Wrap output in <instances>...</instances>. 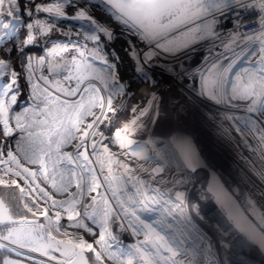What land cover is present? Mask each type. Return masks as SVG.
Returning a JSON list of instances; mask_svg holds the SVG:
<instances>
[{"label": "rangeland", "instance_id": "obj_1", "mask_svg": "<svg viewBox=\"0 0 264 264\" xmlns=\"http://www.w3.org/2000/svg\"><path fill=\"white\" fill-rule=\"evenodd\" d=\"M42 1L44 2H41L40 0H31L30 4V0H18V2H21L24 5L26 10L28 8H32L34 11L35 8L32 7V4L41 5L42 3L43 7L48 2V0ZM245 2L250 3L253 2V0H245ZM73 4L77 7L69 8L67 5L65 6V11L68 12L69 15H74L77 11L81 10L79 6H83V8L86 9L90 15L93 16L94 14V17L112 32L113 38L110 40L101 33H98V35H101V39L97 42L99 48L96 46L97 44H94L97 49L102 51V55L105 57L104 60L106 63H101L91 56L92 53L89 51L91 49L89 48L90 46H87L86 48L81 47V45L86 44H84L83 41L81 43L78 39L80 38V34L82 39H87L84 37L83 32L79 28V22L57 19L55 24L59 23L62 24V26L65 25L68 30L74 32L72 36L65 40H46L47 42L43 43V48L41 50L27 47V49L22 51L20 54L22 67L17 69L15 68V65H9L8 69L11 71L6 69L4 75L0 76V84H3L6 81H11V72L15 71L17 73L19 92L17 94L16 103L12 104L9 109V117L11 118L16 115H21L22 118H30L32 116L34 106L39 105L40 101L37 100L32 93L25 96L23 94L25 89L31 91L30 88H32V84H36L38 89L41 87L45 89L46 87L48 91L60 96L62 93L56 92V89L52 86V81L58 80L60 82V86L63 88L75 87V77L84 72L83 68V70L80 71L81 67L79 68L76 66V62L78 61L79 62L77 64H83L84 68L85 65L90 64L91 68L88 69V72L92 75L97 73L102 76H107L109 74L115 75L117 78L116 82L124 85L122 92H116L115 89H112L110 93L108 90L103 88V85L99 80L91 79V77L81 85V88H83L89 82L94 83L97 87L101 88L99 95L103 96L104 99H108L109 95H111L112 104H117L118 102L122 104V109L117 107L118 110H116V108H114L115 111L110 115L108 110L104 109L102 115H99L102 122H99L96 126H94V132L96 134L92 135V137L91 135H88L84 140V143L87 145L89 159L92 161L90 167L95 170V175L100 186L92 193L88 191V188H83L84 191L86 190L85 192L89 197V201H86L83 204L89 203V212L92 208L99 211L100 209L106 207L103 203V199L107 198L109 205H111L113 209V214L110 215L108 219V231L116 236L122 242V245H131L137 241H142L144 239L143 235L137 236L133 233L132 229L129 227L128 219L124 217L123 213L119 212V209L116 206V201L112 198V192L109 189L108 184H106L103 179L105 176H108L112 183V188L117 189L118 194L119 190L122 188L129 189V194L134 192L135 189L128 183H134V181L137 180L135 179L137 176L133 173L136 172V170L130 164L124 165L126 167L123 169L118 163V153L122 152L123 149L128 150L131 153L128 157L137 159L135 155L137 151L135 150H139L142 153V160H138L143 161L146 168L153 172L152 174H149L150 177L147 175L148 177L143 179L148 188L156 189L161 193H165L166 195L163 198L172 201V206L178 205L182 207V205H193L194 202H197L194 207L197 205L199 207L197 206L195 211L197 213L198 211L200 213L202 212V218L198 215L196 217L195 215H191L193 218L190 216V219H194L196 222H193L196 224L189 223L190 219L185 213L180 214L176 211V215L173 211L169 210L168 206L163 202L158 204L153 203L155 204V207L151 212L153 218L167 219V221L175 228L185 227L183 224L178 222L179 219L183 222L188 219L186 223L192 227L187 228L191 230L193 238L199 240L201 236L204 237L203 240H200V244L201 247L205 249L207 255L204 258H198L197 264H255V262L252 261L253 258L250 256L249 252L247 253L248 250L243 245L241 246L238 244L237 238L239 236L237 235L238 237H234L232 235L234 232L226 229L228 228L226 223H224L219 216L217 218L215 210L208 205L205 200L204 193L195 183L196 181L190 177L188 172L189 167L183 165L184 163L181 160H183V158L184 160L187 159L179 147V144L182 142L190 144L193 151V160H195L198 165L200 163L201 167L204 165L208 172V168L210 167L208 166L206 159H210V161H217L218 164L221 163L223 165H221L223 170L221 171V174L219 173V175L227 186L232 187L235 185L239 187V189L245 192L247 197L255 203L257 208L253 210L248 209L246 205L242 204V206L248 211L247 213L253 217L254 211L258 209L264 213V170H262L264 169V143H261L258 133L249 132L243 128L240 123H237L235 119L238 117L243 118L248 115L243 111V109L247 106V102L232 101L230 103H217L216 101L209 99L208 96L204 94L203 89V82L205 78H209L210 75H215L218 69L222 67L226 68L230 63L238 64L240 61H244L245 64H247L258 60L261 55L258 51L253 55L248 56L253 42L244 40L242 37H237L238 39H236V37L231 34L232 31L229 25H227L231 15H228V9H224L223 11H217L214 15L206 17L209 21H215V23L211 26L210 33L203 34L202 38L189 42L186 46L173 45L171 46L170 51L165 52L161 49L151 47L146 42L141 41L139 37L133 36L114 19L109 20V14L98 10L103 6V2H100L99 0H73ZM8 7L9 5L6 0L5 12ZM238 7L239 6H235V9H238ZM37 13L39 14L37 15V18H39L38 20L36 19V15H32L30 18L29 16L21 13V25L16 34L17 38H15L17 42H23L24 38H26V36L23 35L25 31L23 28H26L25 24H34L36 20L44 23H53V18L50 17L48 13H44L42 11ZM32 30L36 33V35L34 34L33 36L34 39L40 40L41 36L37 34L39 30L37 28H33ZM8 43L9 41L4 45H0V50L1 48L7 46ZM56 43L66 46L68 50L59 52L55 55H49ZM66 43L68 45H65ZM8 47L9 49H12V51H7V61H16V49H14L11 45H8ZM68 47L75 48L77 52L75 50L73 51V49L69 50ZM65 52L69 53V56L68 54L65 55ZM81 52H83V56L80 55ZM1 54L2 53L0 51V59ZM148 54H151V56L146 60L145 57ZM246 56L248 59L245 61L244 58ZM30 57L32 58L31 70L28 69V60ZM41 57L45 60L43 65L39 63V59ZM71 57L75 58V62L71 59ZM107 63L114 65L115 67L110 69ZM50 64L53 69L59 72V75H53L49 72ZM213 65H215V67H213ZM209 70H211V73ZM29 71H31L32 76L31 82H29L28 79ZM42 76L47 77L49 83L46 84L44 80L41 79ZM65 76H71L73 78L64 79ZM109 88H111V82L109 84ZM136 93L140 94V97H137ZM42 94L43 92L41 95ZM61 98L79 99V94L76 97H65L62 95ZM163 99L165 101L168 100V108H170L169 112L171 113V116L169 117L164 114L156 113L154 110L155 107L161 106L160 103ZM19 101H22L23 103H20ZM132 102L137 104L139 109H141L139 113L136 114L128 111V108H130L133 104ZM103 103L106 104V101L103 100ZM208 111L211 112L208 113ZM117 114L120 115L119 117L121 118H125L124 116H126V118L127 116L129 117V119L125 122L129 126L128 132H131L130 136L126 134L127 140L124 136H121L120 139L117 140L116 135L113 133L111 134L112 128L116 125L112 123L114 122L112 120L117 118ZM187 115H193L195 117L194 121H196V124L192 125L189 129L182 127ZM197 116H199V119ZM95 117L97 116H93V120ZM87 118L88 117H85L84 121H86ZM220 119L222 121H220ZM133 120L136 121L135 124L131 123ZM209 120H212L211 122H215L217 126L208 124ZM122 122H124V119ZM10 126L13 127L14 135H17V138L23 134L19 129L15 128L14 119H10ZM227 126H229V128ZM117 128L118 129H114V132L120 130L121 133H124V127ZM0 130H2V125H0ZM101 133L103 135H101ZM200 135L201 137L203 136L202 143L197 147L192 146L191 142L193 141V138ZM80 136L81 134L79 137ZM75 137H78V133H75ZM76 138L72 139L64 147H68L71 142L73 143L77 140ZM133 138L137 140H134L132 145L130 144V141ZM6 141H11V137H5L2 134V131H0V147H3ZM93 142L96 143V152L98 155H93V148L91 147ZM121 142L124 144L123 148L120 147ZM138 145L143 146V148H138ZM13 146L14 145L12 143V148ZM105 146H107L108 152H104ZM116 146H119L120 148ZM84 150L85 149L83 147L79 149L81 152ZM13 151H15L14 148ZM101 162L104 165L103 172L101 171ZM21 163L25 164L22 159ZM73 164L76 167L79 164V161H76V163L74 162ZM73 164L70 166L73 167ZM5 169L6 166L0 164V178L8 181L9 184L12 179L17 180L11 173H7ZM119 169L120 171L126 173L128 183L122 176H120ZM82 171V169L77 168V173L80 174ZM127 171L132 172L131 179L127 176ZM49 172L51 173V164H49ZM84 175L86 183H89L88 181H90L91 184L92 182L89 174L84 173ZM162 175L163 177H161ZM23 176L24 178L29 179L26 174H23ZM114 177L116 179H113ZM159 177L164 178L166 183H170L168 188L164 186V188L158 187L157 184L155 186L153 182H150L151 178L155 179ZM33 183H27V185L24 184L23 195L20 193L19 189H16L18 190L20 206L28 213V218L37 219L36 223L43 225V228L39 230L40 232H43L46 237L47 234L51 232V236L55 237V240H63L65 242L72 240L69 237L72 233L85 232L83 228L70 227V225L75 221L68 220V213H66L63 208H53L52 200L48 199L43 195V193L39 192L36 185L38 183ZM105 185H107L108 191L104 190ZM0 186L4 185L0 184ZM46 186L44 188L45 190ZM165 188L172 191V194L175 192L177 194H182L180 198L181 200H177V197L174 198L173 195H171L169 191H166ZM33 189L36 190L33 191ZM72 189H74V191L68 192L65 195L66 197L64 200L69 199L72 194L77 192L76 181L72 184V187L68 188V190ZM53 194V200L57 201L56 198L54 199ZM58 194L61 195V193ZM93 197L96 198V203L94 205L92 204ZM172 198L174 200H172ZM41 199H44V201ZM121 199H123V197H121ZM59 201L63 200L61 199ZM33 202H35V204ZM24 203H27L28 206L32 208V212L36 213L35 216L32 215V212H28L27 209L24 208ZM45 204L51 211H47V216L42 214L45 211ZM56 212H60L59 231L56 230ZM138 214H140L142 218L147 215L146 213ZM82 215L83 211L81 212V216ZM78 217H76V220H80L81 217ZM176 218H178V220ZM49 221L52 223L49 224ZM84 222L92 227L93 231L98 235L99 228L97 225H93L90 220H85ZM221 222H223L224 225H222ZM226 230H228L229 233ZM0 234L7 235V232L4 231ZM83 235L89 243L93 244L94 240L99 238V236L96 235L97 237H93L87 232L83 233ZM44 243H47V240H45ZM53 243H55V241H53ZM0 244L6 245V247L1 248L10 251L16 256L6 255L2 260V264H4L5 261H12L14 264H40V262H43V264H61L62 261L67 259L66 257H62L58 251L49 250L50 255L57 257L55 260H50L48 256L41 255L39 252H33L27 247L22 248L19 245L12 244L8 240L0 239ZM245 244L248 245L247 243ZM62 247L63 246H61V248ZM95 247L97 251L102 252L100 246L95 245ZM226 247H228L229 250H227ZM244 249L247 251H244ZM87 254L92 256L91 261H93V254L86 251V257ZM102 259L104 264H113L112 261L107 259V256L103 254V252ZM179 259L185 258L180 257ZM257 263L262 264V262L259 261H257Z\"/></svg>", "mask_w": 264, "mask_h": 264}, {"label": "snow or ice", "instance_id": "obj_2", "mask_svg": "<svg viewBox=\"0 0 264 264\" xmlns=\"http://www.w3.org/2000/svg\"><path fill=\"white\" fill-rule=\"evenodd\" d=\"M5 2L6 0H0V45L6 44L16 36L21 25V13L30 18L33 14L31 8L26 10L18 0H7L9 7L5 12ZM66 5L69 8L77 7L73 4V0H48L43 7L40 4H32L36 12L48 13L53 18V24L37 21L35 24L28 23L27 28L29 30L37 28L41 33H48L53 31L57 19L71 20L79 22V28L87 40L98 42L101 39V35L98 33L109 40L113 38L112 32L98 19L93 18L83 6H79L81 10L74 15H69L65 11ZM235 6L245 10L251 9L249 15L256 14L257 10L264 13V0H253L252 3H246L245 0H106L98 10L109 14V20L114 19L125 30L133 36L139 37L149 46L167 52L171 50L173 45L186 46L189 42L202 38L203 34L210 33L211 26L215 21H209L206 17L224 9L234 11ZM258 23L261 26L260 31L244 36L242 39L253 42L248 56L258 51L261 54L259 59L247 64L244 61H240L238 64L230 63L226 68L218 69L215 75L205 78L203 89L204 94L217 103L247 102L243 111L248 115L235 119L249 132L258 133L261 143H264V16H261ZM33 39L34 37L29 32L25 43L30 44ZM96 46L99 47L98 44ZM81 47L86 48L87 45H81ZM67 50L66 46L56 43L49 55ZM7 51L11 52L12 49H7ZM80 55L83 56V52ZM150 56L151 54L146 55L145 59H149ZM247 59L246 56L244 60ZM39 63L41 65L45 63L43 57L39 59ZM8 67L7 61L0 59V76L4 75ZM108 67L111 69L115 66L108 65ZM31 68L32 58L30 57L28 69L31 70ZM89 68H91L90 64L85 65L84 72L75 77V87L63 88L58 80L52 81V86L56 92L62 93L65 97H76L79 94V99H62L60 95H55L47 89H43V95H41V90L38 89L37 85L32 84V95L40 101V104L34 106L30 118H22L21 115L9 117V109L12 104L16 103L19 92L17 73L11 72V81L0 84V125H2L0 131L5 137H11V141H6L3 147H0V164L6 166L7 173L21 179H24L22 173L26 174L27 177L33 178V182L37 172L25 167L21 163V159L25 164H38L40 165L38 171L44 176L45 183L51 181V187L61 194L68 191L75 179L77 192L72 194L68 200H52V207L63 208L68 213V220L75 221L70 227L83 228L93 237L97 233L84 221L90 220L93 225H97L99 238L94 240V244L100 246L103 254L113 264H197L198 258H204L207 255L200 244V240H203L204 237L201 236L199 240L194 239L191 230L186 226L175 228L167 219L153 218L151 205L160 203L166 194L148 188L143 181H137V184L133 185L135 191L131 194L127 188L120 189L118 194V190L112 188L109 177H104L119 212L128 219L129 227L135 235H143L142 241H137L131 245H122V242L108 231V219L113 214V209L107 198L103 199L106 207L99 211L93 209L92 212H89V205H83V215L81 216V212L76 210V205L81 203L77 197L82 196L84 192V173L89 174L92 182L88 185L89 192H95L100 186L95 170L90 167L92 161L89 159L87 145L84 143L85 138L89 135L88 129H93L99 122H102L100 117L97 116L91 123H88L79 138L81 143L76 145L75 155V161H79V164L76 167H70L74 163L73 155L63 152L62 148L76 138L75 133L81 132L80 126L84 123L85 117L94 116L93 108L100 107L103 109L105 107L104 97L99 95L101 88L91 82L83 88L81 85L91 77V79L99 80L103 88L110 93L112 89H115L116 92H122L124 89L123 84L116 82L115 75L102 76L98 73L92 75L88 72ZM209 71L211 73V70ZM49 72L53 75H59V72L53 69L51 64L49 65ZM72 78L71 76L64 77V79ZM28 79L31 82V71H29ZM41 79L46 84L49 83L47 77L42 76ZM110 82L111 88H109ZM107 108L109 111L113 110L111 95L107 99ZM10 119L15 120V128L23 133L19 138L14 135V129L10 126ZM131 123L135 124L136 121L133 120ZM128 131L129 126L126 124L123 132L126 135ZM95 134V132L92 133V135ZM101 135L103 134L101 133ZM115 135L119 140L121 131L118 130ZM13 142L15 151L12 148ZM81 147L85 149L83 152L79 151ZM91 147L93 148V155H98L95 142L92 143ZM120 147H124L123 142L120 143ZM137 147L143 148L140 145ZM179 147L185 158L191 162L193 159L191 145L182 142ZM104 152H108L107 146L104 147ZM49 164H51V173L49 172ZM10 165H15L19 171H14ZM77 168L83 170L79 175ZM103 170L104 165L101 162V171L103 172ZM27 182L25 180V183ZM0 184L5 187L14 186L19 189L22 195L24 193V188L15 179H12L9 184L8 181L0 178ZM37 188L45 197L52 199L44 188H40L39 185ZM35 190L33 189V191ZM181 195H177V200L181 198ZM33 203L35 204V202ZM95 203L96 198L93 197L92 204ZM24 208L28 212H32V208L27 203H24ZM138 213H146L147 215L142 218ZM42 214L48 215L46 210ZM32 215L35 216L36 213L32 212ZM55 215L56 230L59 231L60 212H56ZM78 216L81 217L80 220H76ZM260 218L264 221V216ZM51 223L49 221V224ZM42 228V224L29 221L26 218L19 221L14 220L3 200H0V233L7 232V235L0 234V239L8 240L22 248L27 247L33 252H39L41 255L48 256L50 260H55L57 257L50 255L49 250L58 251L62 257L67 258L61 264H89V258L85 256L86 251L94 256L92 264H104L102 252L97 251L93 243H89L82 237L78 242L55 240V237L51 236V232L47 234V237L43 232H40L39 230ZM253 230H255L254 226ZM261 231L260 239L261 243L264 244V230ZM45 240L47 243H44ZM61 246L63 247L61 248ZM0 247H6V245L0 244ZM4 264H14V262L5 261Z\"/></svg>", "mask_w": 264, "mask_h": 264}, {"label": "bare ground", "instance_id": "obj_3", "mask_svg": "<svg viewBox=\"0 0 264 264\" xmlns=\"http://www.w3.org/2000/svg\"><path fill=\"white\" fill-rule=\"evenodd\" d=\"M41 2H44V1H42V0H40ZM41 6H42V3H41ZM31 11L33 12V14L32 15H36V19L38 20L39 18H37V15H39L37 12H35L34 11V9H32L31 8ZM40 13V12H39ZM42 15V14H41ZM47 16H49V15H47ZM40 17V16H39ZM93 18H95L94 17V14H93ZM37 20L34 22V24L37 22ZM51 21V20H50ZM230 21L232 22V17H230ZM42 23H44V22H42ZM45 23H47V24H53L52 22H45ZM64 23V22H63ZM28 24V23H27ZM27 24H25L26 25V28L24 27L23 29L25 30L24 31V36H26V38H24V41L23 42H21L20 41V43L19 42H17L16 40H15V38H17V35L15 36V37H13L10 41H9V43L7 44V46H5V47H3V48H1V59H4V60H6L7 61V59H6V53H7V49H9V47H8V45H11L12 47H14V49H16V52H18V53H16L15 52V56H16V61L15 60H12V61H7V63L9 64V65H15V68H17V69H20L21 67H22V64H21V62H20V58H21V56H20V54H21V52L22 51H25L26 49H27V47H29V48H37V49H42L43 47H42V45H43V43L44 42H47L46 40H50V39H69L71 36H72V34L74 33L73 31H70V30H68L67 28H66V26L65 25H63L62 26V24H54V26H53V31H51V32H48V33H41L40 31L39 32H37V34L38 35H40L41 36V38H40V40H36V39H33V42L32 43H30V44H28V43H25V40L27 39V36H28V34H29V32H31V35L32 36H34V34L36 35V33L31 29V30H29L28 28H27ZM65 26V27H64ZM69 27V26H68ZM254 28V27H253ZM253 28H249V29H247L246 31H248V30H252ZM74 30V29H73ZM76 32H78V31H76ZM82 33V32H81ZM22 35V34H21ZM77 35V34H76ZM23 36V37H24ZM79 40H80V42L82 43V41L84 42V44H86L89 48H91L89 51L92 53V57L94 58V59H96L97 61H99V62H101V63H106V61L104 60L105 59V57L102 55V51L100 50V49H97V47H95L94 46V44H97V42H94L93 43V41H91V40H84V39H82V37H81V34H80V38H78ZM13 40H15V41H13ZM12 41V42H11ZM54 42V41H53ZM79 42V43H80ZM99 42V41H98ZM68 43V42H67ZM65 44V45H68V44ZM90 43H91V45H90ZM89 44V45H88ZM46 47H48V46H46ZM52 48V47H51ZM69 48V50H72L73 49V51L75 50L76 51V49L75 48H73V47H68ZM99 48V47H98ZM15 51V50H14ZM47 52V51H46ZM77 52V51H76ZM39 54V53H38ZM68 54V56H69V53H67V52H65V55H67ZM71 54V53H70ZM55 55V54H54ZM64 55V56H65ZM14 56V57H15ZM33 56V55H32ZM74 58V57H73ZM72 57H71V59L72 60H74L75 61V58L73 59ZM26 60V59H25ZM79 62V61H78ZM78 62H76V66H78L79 68H80V71H82L83 69H84V66H83V64H77ZM108 64V63H107ZM108 65H110V64H108ZM47 68V67H46ZM78 68V69H79ZM83 68V69H82ZM27 69V68H26ZM10 69H8V71H9ZM11 71V70H10ZM22 71V70H21ZM5 72H6V70H5ZM10 73V72H9ZM68 73V72H67ZM66 73V74H67ZM70 73V72H69ZM23 74V73H22ZM71 74V73H70ZM17 81H18V78H17ZM39 81V80H38ZM27 84V83H26ZM136 85V84H135ZM21 87H23V86H21ZM26 87V86H25ZM24 88V87H23ZM48 88V87H47ZM31 89V91H29V90H26L25 89V91L23 92V94H24V96L25 95H28L29 93H32V88H30ZM45 89H46V87H45ZM39 90H41V93L43 92L42 90H43V88L41 87V88H39ZM156 90V89H155ZM43 95V94H42ZM62 96V95H61ZM136 96L137 97H140V94H138V93H136ZM19 99V98H18ZM22 99V98H21ZM32 99V98H31ZM164 99H166V98H164ZM162 100V102L160 103V105L161 106H157V107H155L154 108V110H155V112L156 113H160V114H164V115H166L167 117H169V116H171L170 114V108H168V106H169V104H168V100L167 101H165V100ZM20 100V99H19ZM105 101H106V104H105V107L103 108V109H101L100 107H95V108H93V113H94V116H99V115H102V113H103V111H104V109H107L108 110V108H107V98L106 99H104ZM20 103H23L22 101H19ZM117 102V101H116ZM98 103H99V101H98ZM133 103V102H132ZM116 103H113L112 104V111H109L108 110V112H109V115L110 114H113V112L115 111V109L114 108H116V110H118L117 109V107H119L120 109H122V104L120 103V102H118L116 105H115ZM135 109V111H133ZM141 109H139V107H138V105L137 104H135V103H133L132 105H131V107L130 108H128V111H131V112H134V113H139V111H140ZM209 110V109H208ZM194 111V110H193ZM211 111H208V113H210ZM96 113H97V115H96ZM195 113L197 114V112L195 111ZM118 115V114H117ZM129 115V114H128ZM132 115V114H131ZM120 115H118L117 116V118H115V120H112V121H114V122H112L115 126L112 128V130H111V134L113 133V134H116V132H114V129H118L117 127H120V128H123L124 126H125V122H126V120L127 119H129V117L127 116V118H126V116H124L125 118H121V117H119ZM115 117V116H114ZM185 117V116H184ZM111 118H112V116H111ZM194 116L193 115H187V118L184 120V124L182 125V127H184V128H186V129H189V128H191L192 127V125H195L196 123V121H194ZM197 118L199 119V116H197ZM124 119V122H122V120ZM208 120V119H207ZM93 121V116H88V118L86 119V121H84V123L82 124V129H81V132L79 133L78 132V137L76 138L77 140H75L73 143L71 142V144L68 146V147H64L63 149H62V151L63 152H68V153H71L72 155H73V159H74V162L76 163V161H75V155H76V151H77V149H76V145H78L79 143H81V141H80V137H79V135L80 134H82V132H83V130H85L86 129V126H87V124L88 123H91ZM212 121V120H211ZM210 120L208 121V124H212L213 126H217L216 125V123L215 122H211ZM217 121H219V120H217ZM220 121H222L221 119H220ZM128 122V121H127ZM130 122V121H129ZM219 123V122H218ZM199 127V126H198ZM228 128H229V126H227ZM96 128V127H95ZM227 128V129H228ZM174 129V128H173ZM88 131H89V135H91V137H92V133L94 132V128L93 129H88ZM185 132V131H184ZM131 133V132H130ZM130 133L128 132L127 133V135H129L130 136ZM18 134H19V132H18ZM240 135V134H239ZM121 136H124L125 137V139L127 140V136L124 134V133H121ZM152 136V135H151ZM154 136V135H153ZM165 136V135H164ZM16 137H17V135H16ZM190 137V136H189ZM194 137V136H193ZM203 137V136H202ZM201 137V135L200 136H196V137H194L193 138V141L191 142L192 143V146H194V147H197L199 144H201L202 143V138ZM247 139V138H246ZM134 140H137V139H135V138H133L131 141H130V144H132L133 145V142H134ZM165 144V143H164ZM209 144V143H208ZM13 145H14V142H13ZM116 147H119V146H116ZM210 147V146H209ZM13 148L15 149V145L13 146ZM114 148V147H113ZM120 148V147H119ZM115 149V148H114ZM167 149V148H166ZM203 150V149H202ZM116 151H117V148H116ZM135 151H137V153L138 154H136L135 153V155H136V158L137 159H135V158H132V157H128V155H130L131 153L128 151V150H124L123 149V151L122 152H119L118 153V158H119V165H121V167L124 169V166H122V165H128V164H130V165H132V167L136 170V172H133L136 176H137V178H135V179H137V180H135L134 181V183H132V182H130V183H128V179H127V177H126V173H124V172H122V171H120V169H119V171H120V176H122L123 177V179H125L126 180V182L128 183V184H130V185H132V187H133V185H135V184H137V181H143L144 182V180L143 179H145V178H147L148 176L150 177V175L149 174H152L153 172H151V170H149V169H147L146 168V165H144V162L143 161H140V160H138V159H141L142 160V153L139 151V150H135ZM201 153V152H200ZM204 153V152H203ZM209 153V152H208ZM203 155V154H202ZM204 156V155H203ZM181 157H183V156H181ZM4 158H6V157H4ZM94 158V157H93ZM94 161V160H93ZM184 164L183 165H185L186 167H189V175H190V177L194 180V181H196L195 183L198 185V187L200 188V190L204 193V195H205V200L207 201V203H208V205L211 207V208H213L214 210H215V212L217 213L216 214V216H217V218H218V216L223 220V222L224 223H226V225L228 226V228H226V229H228V230H230L231 232L233 231L234 232V234H232L234 237H238L237 239H238V244L239 245H243L247 250H245L244 249V251H247V253L249 252V254H250V256L253 258V260L252 261H254L255 262V264H258L257 263V261H259V262H262V264H264V256H262L259 252H258V250L253 246V245H251L249 242H247L242 236H241V234L238 232V230L234 227V226H232L233 224L232 223H229L228 222V220H227V218H226V213H225V211H224V209L221 207V205H219L215 200H213L212 198H211V196H210V194H208L206 191H205V184L207 183V181H208V179H210L212 176H215V177H217L222 183H223V185L228 189V191L234 196V198L236 199V201L238 202V204L240 205V207L242 206V204L243 205H246L247 206V208L248 209H256L257 207H256V205H255V203L250 199V198H248L247 197V194L245 193V192H243L242 190H240L239 189V187H237V186H230V187H228L227 186V184L222 180V178H221V176L219 175V173L221 174V171L223 170V168H222V164L220 163V164H218L217 163V161H210V159H206V162L208 163V166L210 167V168H208L209 169V172H208V170L205 168V166L203 165L202 167L200 166V163H199V165L198 164H196V161L195 160H191V162H189L188 160H184V158H183V160H181ZM142 162H143V164H142ZM66 163V162H65ZM198 163V162H197ZM217 163V164H216ZM23 164V163H22ZM202 165V164H201ZM222 165V166H221ZM24 166L25 167H28L29 169H31L32 171H36L37 172V176H36V178H35V180H34V183H33V178H31V177H29V179H26V178H24V179H21L20 177H16V179H17V182L21 185V187H24V184H26L27 185V183L28 184H35V183H38V184H36V185H39V187L40 188H45V186H46V184H47V186H46V190L45 191H47L48 192V194H49V196H51V198H52V194H53V197H54V199L56 198L57 199V201H59V200H64L65 199V195L68 193V192H73L74 191V189H72V190H68L66 193H64V194H58L56 191H55V189H53L52 187H51V182H48V183H46L45 184V181H44V176L38 171L39 169H40V165H38V164H36V165H32V164H28V165H26V164H24ZM10 167H12V169L14 170V171H19V169H16V167H15V165H10ZM71 167V166H70ZM73 167H75V165L73 164ZM149 167V166H148ZM225 170H226V168H225ZM262 170H264V169H262ZM79 172V171H78ZM155 172V171H154ZM86 173V172H85ZM78 175H79V173H77ZM127 176H129L130 178H132V172H128L127 171ZM229 174V173H228ZM22 175H23V173H22ZM143 175V176H142ZM148 175V176H147ZM85 176V175H84ZM87 176V175H86ZM104 176V175H103ZM153 176V175H152ZM229 176V175H228ZM161 177H163V175L161 176ZM161 177H159V178H151L150 180V182H153L154 183V185L156 186V184H157V186L158 187H162V188H164V187H166V188H168V186L170 185V183H166L165 182V179L164 178H161ZM102 178V177H101ZM104 179V178H103ZM25 180H27L28 182L27 183H25ZM35 181H37V182H35ZM30 182V183H29ZM75 182V179L73 180V182H72V184ZM89 183H86V181L84 180V184H83V188L84 189H87L88 188V185L90 184V181H88ZM145 183V182H144ZM41 184H43V185H41ZM86 184H87V186H86ZM146 184V183H145ZM152 184V183H151ZM238 185V184H237ZM164 186V187H163ZM71 187H72V185H71ZM105 188H104V190H106V191H108L107 189V185H105L104 186ZM165 188V189H166ZM160 189V188H159ZM176 190V189H175ZM174 190V191H175ZM86 191V190H85ZM83 192V195L82 196H78L77 197V199L78 200H80L81 201V203L80 204H77L76 205V207H77V211H78V209H79V211L80 212H82L83 211V205H88L89 203H86V204H83L84 202H86V201H89V197L87 196L88 194H86V192ZM166 191H169L170 192V194L171 195H173V197L174 198H176L177 196H176V192L175 193H173L172 194V191H170L169 189H166ZM177 191V190H176ZM234 191V192H233ZM182 192V191H181ZM88 193V192H87ZM90 193H92V192H90ZM106 195H107V193H106ZM178 195V194H177ZM172 197V196H171ZM48 198V197H47ZM42 200V199H41ZM40 200V201H41ZM51 200H53V198L51 199ZM66 200H68V199H66ZM172 200H174L173 198H172ZM181 200V199H180ZM193 200V199H192ZM42 201H44V199L42 200ZM195 201H197V200H195ZM160 202H163L165 205H167L168 206V208H169V210H171V211H173L175 214H176V211L178 212V213H180V214H182V213H185V214H187V217L190 219V216L191 215H195V217L198 215L200 218H202V212L200 213L198 210V213L195 211V208L198 206H195L194 207V205L195 204H197V202H194V204L193 205H182V207L181 206H172V201H170L169 199H162ZM155 204H152L151 205V208L153 209L155 206H154ZM46 207V208H45ZM199 207V206H198ZM242 208V210L244 211V213H246V215L250 218V220L254 223V225L260 230V232L262 233V231L261 230H264V221H262L261 220V216H264V213H262L261 212V210L260 209H258V210H256V211H254V217L252 216V215H250V214H248L247 212V210L242 206L241 207ZM95 209V208H94ZM44 210H46V211H49V212H51L50 211V209L46 206V204L44 205ZM201 210V209H200ZM89 211V210H88ZM93 211V208L92 209H90V212H92ZM195 213V214H194ZM179 214V215H180ZM177 215V214H176ZM68 216V215H67ZM181 216V215H180ZM192 217V216H191ZM79 218V217H78ZM193 218V217H192ZM64 219V218H63ZM81 219V218H80ZM177 220H178V218H176ZM184 220V219H183ZM188 220V219H187ZM187 220H184V222H185V224H184V222L182 221V220H178V222H180V224H183L184 226H186V227H192V226H190L189 224H187L186 223V221ZM192 220V221H191ZM193 221H195L194 219H190V222L189 223H192V224H194L195 222H193ZM223 222H221V224L222 225H224V223ZM63 223V222H62ZM196 224V223H195ZM65 228V227H64ZM65 230H66V228H65ZM64 230V231H65ZM228 230H226L228 233H229V231ZM67 231V230H66ZM65 231V232H66ZM79 231V230H78ZM77 231V232H78ZM83 231V230H82ZM83 233H85V232H83ZM83 233H72L71 235H69V237H70V239H72L73 240V242H78L79 241V239L82 237L84 240H86V238H85V236L83 235ZM196 233V232H195ZM238 235V236H237ZM98 236V235H97ZM96 236V237H97ZM236 240V239H235ZM245 242V243H247L248 245H250V246H248V245H246L243 241ZM87 241V240H86ZM94 247H95V244H94ZM227 248V250H229V248L228 247H226ZM99 250V249H98ZM178 258H180V257H178Z\"/></svg>", "mask_w": 264, "mask_h": 264}, {"label": "water", "instance_id": "obj_4", "mask_svg": "<svg viewBox=\"0 0 264 264\" xmlns=\"http://www.w3.org/2000/svg\"><path fill=\"white\" fill-rule=\"evenodd\" d=\"M204 189L208 194H210L211 198L224 209L228 222L232 223V226L238 230L241 236L253 245L262 256H264V244L261 243L260 239L262 233L254 225L246 213H244L234 196L228 191L223 183L217 177L212 176L208 179ZM0 200L2 199L0 198ZM21 219L24 218L14 220L19 221ZM26 219L37 222V219ZM253 226L255 227V230H253Z\"/></svg>", "mask_w": 264, "mask_h": 264}, {"label": "built area", "instance_id": "obj_5", "mask_svg": "<svg viewBox=\"0 0 264 264\" xmlns=\"http://www.w3.org/2000/svg\"><path fill=\"white\" fill-rule=\"evenodd\" d=\"M252 3V2H250ZM251 9L245 10L244 8L238 7L234 11H229V16L232 17V22L230 19L228 20V24L232 35L236 37H244L248 36L251 33H256L260 31V24L258 21L261 19V16H264V13H261L257 10L256 14L249 15ZM247 17V19H245ZM244 25V26H241ZM254 27V28H253ZM249 28H253L252 30H248ZM253 46V44H251Z\"/></svg>", "mask_w": 264, "mask_h": 264}, {"label": "trees", "instance_id": "obj_6", "mask_svg": "<svg viewBox=\"0 0 264 264\" xmlns=\"http://www.w3.org/2000/svg\"><path fill=\"white\" fill-rule=\"evenodd\" d=\"M0 198L3 200V202L9 209L12 218L20 219V218L29 217L28 213L25 212V210L22 209L20 206L18 190L14 186L12 187L0 186ZM6 255L15 256L10 251L0 247V264H2V260ZM87 257L89 258V262L92 263L91 261L92 256L87 254Z\"/></svg>", "mask_w": 264, "mask_h": 264}, {"label": "crops", "instance_id": "obj_7", "mask_svg": "<svg viewBox=\"0 0 264 264\" xmlns=\"http://www.w3.org/2000/svg\"><path fill=\"white\" fill-rule=\"evenodd\" d=\"M99 1H101V2H103V3H105V2H106V0H99Z\"/></svg>", "mask_w": 264, "mask_h": 264}]
</instances>
